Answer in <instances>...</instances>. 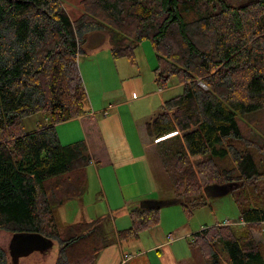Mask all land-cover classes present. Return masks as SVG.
<instances>
[{
  "label": "trees",
  "instance_id": "trees-1",
  "mask_svg": "<svg viewBox=\"0 0 264 264\" xmlns=\"http://www.w3.org/2000/svg\"><path fill=\"white\" fill-rule=\"evenodd\" d=\"M78 3L81 12L60 0H0V231L56 242L54 264H95L107 245L103 218L60 219V208L85 193L86 170L104 153L86 120V141L63 145L55 129L88 111L78 57L93 30L109 34L114 58L130 61L134 46L149 40L157 83L165 88L174 77L181 84L146 129L163 138L155 156L186 213L204 205L205 188L231 184L240 220L248 228L264 223V0ZM38 113L46 125L25 132L24 118ZM159 212L130 210L118 239H137L159 223ZM191 245L205 264H264L248 229L217 223L195 232ZM0 264H10L1 246Z\"/></svg>",
  "mask_w": 264,
  "mask_h": 264
},
{
  "label": "crops",
  "instance_id": "crops-1",
  "mask_svg": "<svg viewBox=\"0 0 264 264\" xmlns=\"http://www.w3.org/2000/svg\"><path fill=\"white\" fill-rule=\"evenodd\" d=\"M100 36L103 37V45L98 40ZM83 44L81 50L86 51L88 66L84 64L81 72L88 95V111L85 115L58 123L55 129L60 142L67 140L71 143L88 140L84 120L92 123L96 133L98 131L104 153L100 154V162L92 161L86 175L88 183L96 182L100 186L108 212L124 211L119 216H114L113 230L118 231L130 226L129 212L140 206V202L169 200L175 196L166 195L165 190L169 189L160 185L163 181L159 178L158 163L152 157L159 140L152 138L146 124L164 109L166 98L172 96L175 88L182 86L172 83L162 88L157 83L153 72L156 58L148 65H140L135 59L130 61L127 57L128 63L122 57L113 58L110 53L109 34L105 30L87 33ZM100 62L111 69L113 66L110 67V64L121 66L125 73L123 70V75L113 73L108 84H103L105 80L92 73L93 65ZM128 69H133L130 74ZM115 71L117 73L118 70ZM70 124H74L76 130L65 131V127ZM183 213L188 215L184 208L180 212L167 214L160 210V222L139 234L137 240L140 245L147 244L145 249L138 252L139 257L149 255L145 264H182L186 261L188 247L184 248L181 241L200 229H191ZM102 215L105 214L99 217L104 218ZM173 220L176 224L172 226ZM117 241L115 243L114 240H108L95 264H121L122 255L127 251L123 249L120 240Z\"/></svg>",
  "mask_w": 264,
  "mask_h": 264
},
{
  "label": "rangeland",
  "instance_id": "rangeland-1",
  "mask_svg": "<svg viewBox=\"0 0 264 264\" xmlns=\"http://www.w3.org/2000/svg\"><path fill=\"white\" fill-rule=\"evenodd\" d=\"M60 1L70 11L71 10H77V12L82 11V7L78 3V0H60ZM236 1L244 2L247 0H233V2ZM98 40L102 43V45L104 44V40L102 36H100ZM81 47L82 48L84 47L83 43ZM133 51H134L133 52L134 59L140 65H148V63L152 62L153 59L155 60L156 58L155 52L149 40L141 41V43H139L137 46L134 47ZM85 52L81 50L78 57V67L82 78L83 75L81 70L83 68V65L85 64L86 66H88V61L86 60L87 57ZM111 56L114 58L112 53ZM122 58H124L123 60H125V62L128 63L126 57L122 56ZM112 66L113 69L103 66V62L95 63L92 68V73L95 74L97 78H102V80L104 79L105 82L103 84L105 83L108 84L110 75H112L113 73H115L116 75L118 73H120L121 75L125 73V70L121 66H114L113 64H110V67ZM133 66L134 68H136L135 65ZM155 66L156 63L154 64L153 68ZM116 69L118 70L117 73L115 71ZM122 70L124 71V73L122 72ZM131 70L128 69V74L131 73ZM82 80L84 83V79ZM172 83L178 84L177 82H175L174 77L170 78L169 84ZM181 92H182L181 87L175 88V91L172 92V96H168V97L166 96L167 97L166 99L178 95ZM46 123L47 121L43 114L41 113L34 114L24 118L23 129L25 132L29 133L38 129L41 126L46 125ZM263 123H264V118H263ZM60 129L63 133V129L62 128ZM74 130H76V126L74 124H70L65 127V131H74ZM161 139L163 138L157 140H161ZM60 143L65 145L71 142H67V140H63V142ZM155 149L156 148H154V153H152L153 155L152 157L154 158V161L158 163V170L160 175L159 178L161 181H163V183L160 185H162V187L166 189H169V190H165L166 195H170L172 197L175 193L169 184V180L165 172L160 166L158 157L155 156ZM231 188H232L231 184H227L223 186L220 185V186H216L213 192H209L208 194L204 193V205H202L201 207H191L192 214L189 216L183 213V217L185 221H187L191 229L195 231L199 229L201 230L203 227H208L217 223L227 224L225 222L230 220L229 221L230 223L227 225H231L233 230H235L236 232H240L245 229L250 230L255 242H257L262 247L264 252V223H259L256 224L255 226L251 225V227L248 228V226L245 225L244 222L240 220L236 205L230 193ZM172 199H176L175 196ZM183 208H184L183 205L181 204V202H179V203H174L167 207H163V209L160 210H163V212L167 214L168 212H174V211L180 212L181 210H183ZM122 212L124 211L119 210L116 212L114 211L108 212L107 203L102 198V194L100 192V186H98L96 182L94 183L89 182L86 191L81 198L70 200L65 203V206L60 208V214H61L60 219L63 224H72L82 219L86 221L97 220V218L101 214H105L102 216H104L103 223H104V232L107 239L106 241L108 242L109 240L110 242H112L114 240V242L117 243L118 242L117 231L113 230L115 225L114 216H119ZM172 216L175 217L173 213ZM175 224H176L175 220H173L171 225L173 226ZM192 236L193 234L189 236L187 239H183L181 241V243L184 245V248L188 247V250L185 254L188 258L186 259V261H183L182 264H205V259L203 254L197 248H194L191 245L190 241ZM10 239H11L10 233H7L5 231H0V246L7 252V254H8V246ZM120 243L123 245V249L127 251L129 255H131L130 259H128L126 262L123 263L121 261V264H145L147 262L149 255L144 254L141 257H139V253H138L140 250L145 249L147 247V244L140 245L137 239L120 240ZM58 249H59L58 244L56 242H53L52 247L48 251L46 252L33 251L26 256H21L17 264H54L58 255ZM9 260L11 262L10 256H9ZM152 263L154 262L152 261Z\"/></svg>",
  "mask_w": 264,
  "mask_h": 264
},
{
  "label": "water",
  "instance_id": "water-1",
  "mask_svg": "<svg viewBox=\"0 0 264 264\" xmlns=\"http://www.w3.org/2000/svg\"><path fill=\"white\" fill-rule=\"evenodd\" d=\"M202 86L205 87L203 84ZM215 187L216 186L205 188L204 193L208 194L209 192H213ZM179 202H181L179 199L144 200L140 202V206L160 209ZM53 242L54 241L51 239L34 232L12 234L8 246V254L11 259L10 264H17L21 256H26L33 251H48L52 247Z\"/></svg>",
  "mask_w": 264,
  "mask_h": 264
},
{
  "label": "built area",
  "instance_id": "built-area-1",
  "mask_svg": "<svg viewBox=\"0 0 264 264\" xmlns=\"http://www.w3.org/2000/svg\"><path fill=\"white\" fill-rule=\"evenodd\" d=\"M230 221V220H229ZM226 221L225 223L229 224L230 222ZM242 223V222H241ZM131 258V255L128 254V252L123 253L122 255V262H126L128 259Z\"/></svg>",
  "mask_w": 264,
  "mask_h": 264
}]
</instances>
